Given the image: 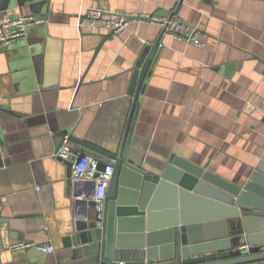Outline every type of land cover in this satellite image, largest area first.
Returning a JSON list of instances; mask_svg holds the SVG:
<instances>
[{
	"label": "crops",
	"instance_id": "1",
	"mask_svg": "<svg viewBox=\"0 0 264 264\" xmlns=\"http://www.w3.org/2000/svg\"><path fill=\"white\" fill-rule=\"evenodd\" d=\"M93 7L175 14L208 47L163 35L157 24H133L122 37L81 29L79 16ZM27 14L45 22L0 50V264H101L64 244L84 208L53 154L63 132L106 148L119 142L148 45L154 62L136 87L132 118L143 170L160 174L178 156L245 185L264 160V0H0V22ZM89 189L83 184L81 196ZM16 241L49 242L55 252L8 250Z\"/></svg>",
	"mask_w": 264,
	"mask_h": 264
},
{
	"label": "water",
	"instance_id": "2",
	"mask_svg": "<svg viewBox=\"0 0 264 264\" xmlns=\"http://www.w3.org/2000/svg\"><path fill=\"white\" fill-rule=\"evenodd\" d=\"M150 50L151 46H146L134 70L131 95L136 101L125 133L115 146L106 148L71 133L61 134L60 147L66 139L76 146L71 158L64 161L69 192L76 206L84 208L77 215L75 232L65 238V246L72 247L74 255L101 264L264 261V160L245 185H238L213 173L208 165L199 166L178 156L160 174L146 172L133 157L132 118L139 98L136 87L153 65L156 47L146 60ZM82 155L96 159L101 171L108 165L114 167L102 227L88 218V209L95 207V181L72 179L73 162ZM83 184L90 188L84 197Z\"/></svg>",
	"mask_w": 264,
	"mask_h": 264
},
{
	"label": "built area",
	"instance_id": "3",
	"mask_svg": "<svg viewBox=\"0 0 264 264\" xmlns=\"http://www.w3.org/2000/svg\"><path fill=\"white\" fill-rule=\"evenodd\" d=\"M45 22L43 17L27 14L16 17L6 16L0 22V50L5 49L11 42L17 40L27 33L29 27ZM133 24H157L162 34L174 39L187 42L201 48H207L201 30L181 20L175 14L158 15L155 13L142 12H116L99 7H93L79 16L78 25L81 29H87L95 33H111L117 36H124ZM247 108L254 110L255 106L248 104ZM54 157L68 160L72 151L68 146H61L53 154ZM114 167L108 165L103 171L98 169V161L89 155H82L72 165V179L74 181H95L93 200L95 202V220L102 227L105 221L107 204V192ZM3 201L7 196H2ZM28 247H35L37 250L50 254L55 252V247L49 242H12L7 249L11 251L22 250ZM2 230L0 225V253L4 249ZM119 264H124L120 261ZM147 264H153L148 262Z\"/></svg>",
	"mask_w": 264,
	"mask_h": 264
}]
</instances>
